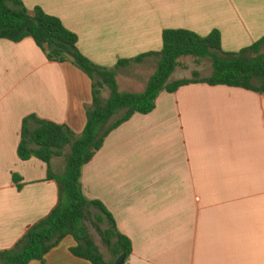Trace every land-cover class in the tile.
<instances>
[{"label": "crops", "instance_id": "crops-1", "mask_svg": "<svg viewBox=\"0 0 264 264\" xmlns=\"http://www.w3.org/2000/svg\"><path fill=\"white\" fill-rule=\"evenodd\" d=\"M7 1L10 8L19 1L29 13L38 7L57 17L96 66L114 69L127 61L116 69L122 93L145 90L147 81L136 72L157 57L132 60L160 52L166 29L201 37L217 29L226 53L264 37V0ZM91 105L92 82L76 67L49 61L31 38L0 39V252L58 204V186L49 175H61L70 154L66 147L49 164L20 160L23 121L52 122L78 137ZM80 184L131 240L124 264H264V94L201 83L163 91L151 113L133 115L106 137L82 167ZM90 212L91 219L102 218V229L109 227L99 210ZM90 235L104 260L115 261ZM76 245L67 236L42 261L29 264H91L72 255Z\"/></svg>", "mask_w": 264, "mask_h": 264}, {"label": "trees", "instance_id": "trees-1", "mask_svg": "<svg viewBox=\"0 0 264 264\" xmlns=\"http://www.w3.org/2000/svg\"><path fill=\"white\" fill-rule=\"evenodd\" d=\"M14 4L15 8H10L7 0H0V39L19 43L31 38L49 61L68 62L76 67L92 82V105L86 110V124L78 137L67 127L52 122L34 117L23 121L17 152L20 160L35 158L49 164L53 157L61 156L66 147H70V154L66 158L64 172L49 175L58 186V204L46 218L29 228L13 248L0 252V264L42 261L67 236L77 244L71 249L75 257L91 264H114V261L104 260L88 231L87 222L95 228L114 259L121 254L128 258L132 243L117 231L111 215L100 202L90 201L84 196L80 184L82 167L93 159L112 131L135 114L151 113L156 98L163 91L174 93L180 87L201 83L264 94V37L236 53H226L221 49V36L217 29L205 37L186 29H166L161 35L160 52L132 60L139 63L147 56L159 58L145 90L142 93H122L118 90L116 69L127 61L120 60L114 69L96 66L78 50L77 35L65 28L57 17L38 7L29 13L19 1H14ZM186 57L193 58L196 64L208 60L211 74L201 78L193 72L191 79L170 81L172 73L181 66L179 60ZM105 88L109 90V97L103 103L101 91ZM29 121L36 124L33 130H28ZM13 182L18 189L21 187L18 176L13 175ZM92 208L105 215L109 227H100L103 222L100 217L91 219Z\"/></svg>", "mask_w": 264, "mask_h": 264}, {"label": "rangeland", "instance_id": "rangeland-1", "mask_svg": "<svg viewBox=\"0 0 264 264\" xmlns=\"http://www.w3.org/2000/svg\"><path fill=\"white\" fill-rule=\"evenodd\" d=\"M215 2H216V0H204L205 5H211ZM188 3H193V2L189 1ZM248 54H247V56H248ZM158 61H159V58L157 57L156 64H153L151 62V63H147L145 66H142V67L139 66L138 67V71L136 72L135 76L139 77L141 79V81H143L144 85H145V82L146 81L148 82L149 78L155 72V70L157 68ZM179 63L181 64V66L177 67L175 69V71L172 73L170 81H175V80H180V79H191L193 72H197V74H199V76H204V75L208 76L209 73H211V71H212L210 62L208 60H203L199 64H196L193 58L186 57V58H181L179 60ZM135 76L129 77L130 78L129 80L133 81V79L136 78ZM123 77H124V81L128 79L126 76H123ZM118 81H119V83L122 84V80L120 77H119ZM121 84H120L121 88L125 89ZM124 84L126 85V83H124ZM131 84L133 86H135L134 82H132ZM124 91H126V90H124ZM108 97H109V90L107 88H105L104 90L101 91V98L103 100V103L108 99ZM87 226L89 227L90 233L92 234V236H93L94 240L96 241L97 245L99 246V248H101L102 251H104L105 253L109 254V251L107 250V248L102 244L99 235L97 234V232L93 228H91L89 222H87Z\"/></svg>", "mask_w": 264, "mask_h": 264}, {"label": "water", "instance_id": "water-1", "mask_svg": "<svg viewBox=\"0 0 264 264\" xmlns=\"http://www.w3.org/2000/svg\"><path fill=\"white\" fill-rule=\"evenodd\" d=\"M126 259V255L125 254H121L115 261L114 264H124Z\"/></svg>", "mask_w": 264, "mask_h": 264}]
</instances>
